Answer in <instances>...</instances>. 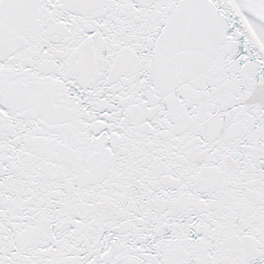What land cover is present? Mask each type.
I'll return each mask as SVG.
<instances>
[{
	"label": "snow or ice",
	"instance_id": "snow-or-ice-1",
	"mask_svg": "<svg viewBox=\"0 0 264 264\" xmlns=\"http://www.w3.org/2000/svg\"><path fill=\"white\" fill-rule=\"evenodd\" d=\"M0 264H264V0H0Z\"/></svg>",
	"mask_w": 264,
	"mask_h": 264
}]
</instances>
